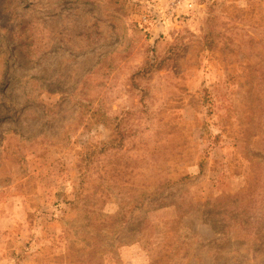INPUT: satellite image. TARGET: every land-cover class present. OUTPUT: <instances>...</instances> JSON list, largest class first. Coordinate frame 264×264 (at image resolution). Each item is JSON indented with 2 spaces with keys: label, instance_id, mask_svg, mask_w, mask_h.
<instances>
[{
  "label": "rangeland",
  "instance_id": "1",
  "mask_svg": "<svg viewBox=\"0 0 264 264\" xmlns=\"http://www.w3.org/2000/svg\"><path fill=\"white\" fill-rule=\"evenodd\" d=\"M0 264H264V0H0Z\"/></svg>",
  "mask_w": 264,
  "mask_h": 264
},
{
  "label": "trees",
  "instance_id": "2",
  "mask_svg": "<svg viewBox=\"0 0 264 264\" xmlns=\"http://www.w3.org/2000/svg\"><path fill=\"white\" fill-rule=\"evenodd\" d=\"M116 142V140H110L109 142H107V143H104V145L103 146H105V147H107V149H110V148H113V147H115V145L113 144V143H115ZM114 145V146H113ZM95 149V148H94ZM94 149L93 150H88L87 152H86V154L84 155V159H86V158H88V160L90 159L89 158V156H91L93 153H94ZM78 170H80L79 171V173H80V176H82V174H83V172L81 173V168H80V165L78 166ZM245 179L243 180V182L245 183H247V177H244ZM82 181H83V179H82ZM243 189V188H242Z\"/></svg>",
  "mask_w": 264,
  "mask_h": 264
}]
</instances>
